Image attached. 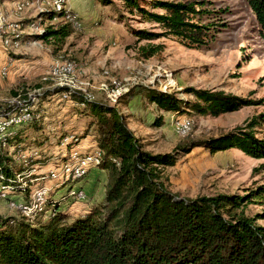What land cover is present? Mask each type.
<instances>
[{
	"label": "rangeland",
	"instance_id": "1",
	"mask_svg": "<svg viewBox=\"0 0 264 264\" xmlns=\"http://www.w3.org/2000/svg\"><path fill=\"white\" fill-rule=\"evenodd\" d=\"M111 1L110 5H102L98 0H91L87 9L88 23L83 24L67 10L66 0H0V23L7 24L2 35V49L22 67H27L20 83L31 86L28 93L30 101L36 100L35 93L41 94L56 86L68 88L66 93L48 96L44 103L43 130H27L26 143L31 144L25 145L26 148L7 147L5 139L0 142L19 166L22 164L29 168V176L34 175L30 184L17 175L22 188L18 193H9V187L2 189L0 185L1 215L25 216L30 220L40 217L46 221L52 213L50 207L39 206L37 216L29 210L34 195L39 192L37 196L44 195V204L48 203L50 196L59 200L65 194L63 201L71 203L64 211L73 217L80 214L76 210V202L87 200L86 192L93 187L95 177L99 184L93 200L104 196L108 171L104 169L105 172H99L101 174H89L92 168H103L95 160L83 161L90 156L99 162L97 155H90L99 152L97 145L92 146L91 149H95L82 160L78 156L81 152L78 146L68 151L65 143L60 144L59 141L64 132L71 133L70 129H73L79 133L85 127L92 136L89 140H96L94 126H89L91 117L79 115L77 104L69 98L70 90L116 105L143 147L154 153L172 152L180 143L226 133L253 114L264 111V105L247 106L215 117L199 115L188 107L182 112L165 111L149 100L141 87L152 86L191 100L193 97L184 93L187 87L222 90L252 99L264 97V34L260 33L247 0H174L194 3L200 11L194 19L210 25L213 36L200 48H188L172 36L137 41L132 29L161 31L160 26L145 21L137 11L129 12L122 1ZM5 6L13 9L15 18L9 20ZM74 6L83 10L81 0H75ZM47 11H63L74 29L60 48L33 37L54 22L40 15ZM156 11L161 12L159 9ZM150 45H160L161 48L152 57L143 58L139 49ZM63 61L74 63L79 70L69 75L52 74L51 65H59ZM1 73L6 74L3 69ZM37 83L41 88L33 90ZM131 88L135 93L129 97L130 103L119 100ZM16 101L26 102L20 96H10L0 102V111L12 108ZM157 117H161V123L154 125ZM15 127L10 135L17 129ZM257 132L264 136V127ZM34 139L40 140L35 143ZM46 139L49 142L43 143ZM263 163L264 159L252 158L235 148L212 153L203 146H195L180 154L176 163L165 167L163 172L169 189L183 197L218 193L244 195L264 183ZM72 166H82L84 176L81 179L65 173L64 170ZM87 178L89 181L86 183ZM81 183L86 184L84 189L78 186ZM60 185L66 186L55 195V188ZM76 187L84 191L81 200L69 196L74 189L78 191ZM245 212L258 216L256 223L264 226V197L248 202Z\"/></svg>",
	"mask_w": 264,
	"mask_h": 264
},
{
	"label": "trees",
	"instance_id": "2",
	"mask_svg": "<svg viewBox=\"0 0 264 264\" xmlns=\"http://www.w3.org/2000/svg\"><path fill=\"white\" fill-rule=\"evenodd\" d=\"M98 1L102 5L112 4L111 0ZM120 1L129 12L137 11L145 21L161 28V31L132 29L137 41L172 36L188 48H200L213 36L209 24L194 19L200 12L194 3ZM247 4L260 33L264 34V0H247ZM40 15L54 22L33 37L60 48L74 31L71 22L65 19L63 11ZM160 48L150 45L139 51L143 58H149ZM141 87L158 108L171 112H182L188 107L199 115L215 117L247 106L264 105V97L252 99L222 90L187 87L184 93L191 95V100L152 86ZM32 88L40 89L41 84ZM30 89V85L20 83L10 91V96L26 100L23 104L32 118L16 126L11 137L4 138L7 147L26 148L25 145L31 144L26 143V132L43 130L48 96L68 92L67 87L56 86L53 91L35 93L36 100L31 102ZM133 92L129 89L119 100L127 101ZM69 98L75 101L81 115L91 117L89 126L93 125L96 131L99 152L90 155H97V165L108 171L104 196L86 213L73 217L60 209L65 194L59 200L50 196L46 201L44 207L52 210L46 221L40 217L30 220L0 214V264H264V226L256 223L258 216L245 212L248 202L264 197V183L244 195L218 193L190 198L172 192L163 172L165 167L176 163L180 154L195 146H203L212 153L235 148L252 158L264 159V136L257 132L264 127V111L226 133L180 143L172 152L154 153L143 147L116 105L89 100L77 91L70 92ZM160 123L161 117L153 122ZM67 137L63 135L59 141L70 150L78 139L71 136L66 140ZM28 169L19 166L0 143V185L4 189L9 187V193L22 189L17 175L30 184L34 175L29 176Z\"/></svg>",
	"mask_w": 264,
	"mask_h": 264
},
{
	"label": "crops",
	"instance_id": "3",
	"mask_svg": "<svg viewBox=\"0 0 264 264\" xmlns=\"http://www.w3.org/2000/svg\"><path fill=\"white\" fill-rule=\"evenodd\" d=\"M4 8L8 11L7 13H8L9 20L15 18L14 17V13L12 12L13 9L11 7L5 6ZM4 67H7V73L5 75H3L1 73V71H2V69ZM26 68L27 67H22L18 63V61L16 59H13L10 56H8V54L2 49V44L0 42V102L5 100V99H7L8 97H10L11 89H14L15 87H17L20 84V82H21L20 78H21V76H24ZM134 93L132 95H134ZM100 94H98V95H100ZM99 99H101V97H99ZM125 103L129 104L130 102H129V100H127ZM79 115H81V114H79ZM64 127H66V126H64ZM70 132L71 133H69L68 131L64 132L63 135H66V136H70V135L77 136L78 141H77V143H75V145L78 146L80 148L79 150L82 152V155H80V156H85L86 157V154L92 153V151L95 149V147L93 149H91V148H92V146L96 145L97 143H96L95 139H93V141L89 140L92 136L90 137V135H89L90 132H89L87 127H85V129L82 130L79 133H77L78 131L74 132L73 129H70ZM82 134L84 136L78 138L79 135H82ZM66 150L69 151V148L67 146H66ZM88 157H90V156H88ZM80 159L83 160V157H81ZM91 161H92V159L84 161V162L88 163V162H91ZM88 165L89 164H87V166ZM100 171L105 172L104 169L92 168L90 170L89 174H91V173L101 174V173H99ZM86 180H87L86 181V183H87L89 181V178H87ZM97 184H99V182H98L97 177H95L93 187L88 192H86L87 195H88L87 200L84 201V202H82V201L76 202V205H77L76 210L79 211L78 213H80V214L86 213L94 202L99 201L97 199L93 200V199H95L93 197V194L97 191V187H98ZM72 185H73V183H72ZM78 186L82 187L84 189V186H86V184L84 185L83 183H81ZM61 192H62V188H59L58 190L55 191V195L59 194ZM61 203L62 204L60 205V209L61 210H65V207L67 205H69L71 202L67 203L66 200H65V201H63Z\"/></svg>",
	"mask_w": 264,
	"mask_h": 264
},
{
	"label": "bare ground",
	"instance_id": "4",
	"mask_svg": "<svg viewBox=\"0 0 264 264\" xmlns=\"http://www.w3.org/2000/svg\"><path fill=\"white\" fill-rule=\"evenodd\" d=\"M1 18H2V14L0 13V19ZM59 66H67V67H60V71H53L54 73L52 72V74H55V75H67L68 74L69 75V74H73L75 72L71 68H68V67H76L75 64L72 62L63 61L59 64ZM3 73H4V70H3ZM76 85H77V83H76ZM86 98L91 100L90 95L89 96L87 95ZM18 104H21V105L18 106ZM31 118H32V116H31V113L29 112L28 107L24 106L23 103H20L18 101L15 102V104L12 108L0 111V141H2L5 137L12 134L11 129L13 127H15L17 125H21L22 123L29 122L31 120ZM21 119H24V120L20 121ZM90 159H91V157H86L84 159V161H87ZM92 160H95L96 163L98 162L97 159H92ZM81 167L80 166L79 167H75V166L67 167L64 171L67 174L72 173V176L74 178L79 177L81 179L84 176L83 175L84 169H81ZM2 189H4V188L2 187ZM74 190L70 192V194H69L70 197H72L74 199H80V200L84 198V194H83L84 191L82 192L81 190H78L77 188H76V190H78V191H74ZM38 193H36L34 195L35 196L34 200L29 207V210L31 211V213L33 215H36V213L39 211V208H40L39 206L45 205L44 204L45 199L43 197L44 195L43 196L42 195L37 196Z\"/></svg>",
	"mask_w": 264,
	"mask_h": 264
},
{
	"label": "clouds",
	"instance_id": "5",
	"mask_svg": "<svg viewBox=\"0 0 264 264\" xmlns=\"http://www.w3.org/2000/svg\"><path fill=\"white\" fill-rule=\"evenodd\" d=\"M83 4V10L74 6L75 0H66L67 10L74 13L80 22L83 24L88 23L87 9L91 3V0H81Z\"/></svg>",
	"mask_w": 264,
	"mask_h": 264
},
{
	"label": "built area",
	"instance_id": "6",
	"mask_svg": "<svg viewBox=\"0 0 264 264\" xmlns=\"http://www.w3.org/2000/svg\"><path fill=\"white\" fill-rule=\"evenodd\" d=\"M14 25H15V23H14ZM6 26H7V24H2V23H0V42H1V44H2V35H3V33H5V31H6ZM60 67H67V66H59V65H56V64H52L51 65V67H50V71H60ZM68 68H71L73 71H77V70H79L78 68H77V66L76 67H68ZM3 70L7 73V68L6 67H4L3 68ZM74 90H72V92H73ZM35 95V94H34ZM35 99H36V95H35ZM21 104H18V106H20ZM0 110H2V109H0ZM24 119H21L20 121H23ZM41 191H42V188H41Z\"/></svg>",
	"mask_w": 264,
	"mask_h": 264
}]
</instances>
